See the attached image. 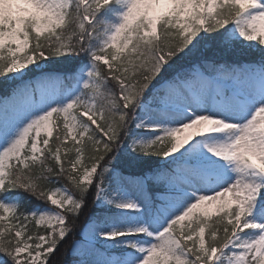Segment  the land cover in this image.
I'll list each match as a JSON object with an SVG mask.
<instances>
[{
    "label": "snow or ice",
    "instance_id": "6c2138e0",
    "mask_svg": "<svg viewBox=\"0 0 264 264\" xmlns=\"http://www.w3.org/2000/svg\"><path fill=\"white\" fill-rule=\"evenodd\" d=\"M0 92L11 264H264V0H0Z\"/></svg>",
    "mask_w": 264,
    "mask_h": 264
},
{
    "label": "trees",
    "instance_id": "16d2710c",
    "mask_svg": "<svg viewBox=\"0 0 264 264\" xmlns=\"http://www.w3.org/2000/svg\"><path fill=\"white\" fill-rule=\"evenodd\" d=\"M123 11H124V7H121L119 5H114L113 9L109 11L108 15L112 18L113 22H118V18L122 16ZM0 94H2V92H0ZM21 195L24 196L25 201L29 199V197L25 196V194L21 193ZM41 204L42 202L33 200L30 204H26V207L32 208L35 206H39ZM92 211H93V208L91 205V198H90L89 205L84 210L83 216H86L87 214V217H88ZM83 216H81L80 224H82L83 222V218H84ZM61 253H62V256L60 257V259L64 262V264H72L73 256L69 253V248L67 246L65 249H61ZM64 253H67V254H64ZM0 257L6 262V264H11V261L9 260V258L3 255V253H0Z\"/></svg>",
    "mask_w": 264,
    "mask_h": 264
},
{
    "label": "rangeland",
    "instance_id": "374dc122",
    "mask_svg": "<svg viewBox=\"0 0 264 264\" xmlns=\"http://www.w3.org/2000/svg\"><path fill=\"white\" fill-rule=\"evenodd\" d=\"M124 11H126V8H124ZM124 11H123V13H124ZM39 206H43L42 204L41 205H39ZM211 211H213L214 212V209H210ZM84 218H83V222H82V224L81 225H83V223L86 221V219H87V214H86V216H83ZM69 253L71 254V250H70V248H69ZM72 255V254H71ZM73 256V255H72ZM0 259H2L1 257H0Z\"/></svg>",
    "mask_w": 264,
    "mask_h": 264
}]
</instances>
